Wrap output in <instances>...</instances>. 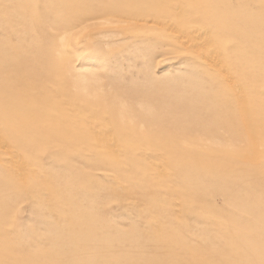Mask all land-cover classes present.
Returning a JSON list of instances; mask_svg holds the SVG:
<instances>
[{
	"label": "rangeland",
	"instance_id": "1",
	"mask_svg": "<svg viewBox=\"0 0 264 264\" xmlns=\"http://www.w3.org/2000/svg\"><path fill=\"white\" fill-rule=\"evenodd\" d=\"M262 142L264 0H0V264H264Z\"/></svg>",
	"mask_w": 264,
	"mask_h": 264
},
{
	"label": "snow or ice",
	"instance_id": "2",
	"mask_svg": "<svg viewBox=\"0 0 264 264\" xmlns=\"http://www.w3.org/2000/svg\"><path fill=\"white\" fill-rule=\"evenodd\" d=\"M87 29V25L84 26L82 29H78V31H85ZM262 146H264V142H262ZM262 171H264V153H262Z\"/></svg>",
	"mask_w": 264,
	"mask_h": 264
},
{
	"label": "bare ground",
	"instance_id": "3",
	"mask_svg": "<svg viewBox=\"0 0 264 264\" xmlns=\"http://www.w3.org/2000/svg\"><path fill=\"white\" fill-rule=\"evenodd\" d=\"M5 153V152H4ZM10 159V158H9ZM8 160V159H7ZM19 165V164H18ZM23 165V164H22Z\"/></svg>",
	"mask_w": 264,
	"mask_h": 264
}]
</instances>
